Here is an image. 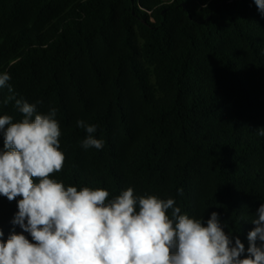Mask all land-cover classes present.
Segmentation results:
<instances>
[{"label":"trees","instance_id":"16d2710c","mask_svg":"<svg viewBox=\"0 0 264 264\" xmlns=\"http://www.w3.org/2000/svg\"><path fill=\"white\" fill-rule=\"evenodd\" d=\"M5 72L13 91L0 89V101L14 99L0 116L23 118L16 99L57 109L66 160L50 178L109 199L129 187L172 198L205 223L217 212L247 249L264 203V16L254 0H0ZM77 120L97 126L101 150L81 146ZM17 211L0 196L5 241L21 231Z\"/></svg>","mask_w":264,"mask_h":264},{"label":"clouds","instance_id":"9594fccd","mask_svg":"<svg viewBox=\"0 0 264 264\" xmlns=\"http://www.w3.org/2000/svg\"><path fill=\"white\" fill-rule=\"evenodd\" d=\"M254 3L264 16V0ZM10 79L0 73V89L7 87L11 93ZM12 99L10 95L0 103ZM40 103L16 99L23 114L19 122L0 116V130L6 128L0 196L16 201L11 224L21 229H13L6 241L0 229V264H264V203L251 221L255 227L247 234L245 249L238 237L224 231L226 224L222 226L217 212L205 223L181 214L172 198L137 197L129 187L109 199L105 189L78 190L50 178L63 169L66 156L59 150L57 109L37 113ZM76 124L87 133L81 142L84 149L104 147L94 136L96 125L84 120ZM256 131L264 137V127Z\"/></svg>","mask_w":264,"mask_h":264}]
</instances>
